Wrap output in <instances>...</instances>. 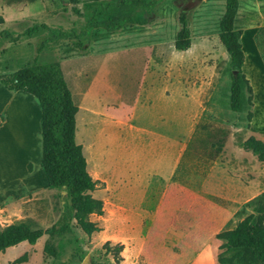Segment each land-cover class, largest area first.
Masks as SVG:
<instances>
[{"label": "rangeland", "instance_id": "rangeland-1", "mask_svg": "<svg viewBox=\"0 0 264 264\" xmlns=\"http://www.w3.org/2000/svg\"><path fill=\"white\" fill-rule=\"evenodd\" d=\"M107 1L0 0V74L31 63L48 36H27L28 27L44 23L79 33L92 10ZM224 5L225 0H159L149 10L129 6L147 23L115 32L91 27L82 47L61 39L38 55L44 64H60L78 108L75 139L96 181L89 193L103 203L101 215H90L99 228L90 235L74 219L70 230H61L69 199L63 188L48 184L40 166L39 106L32 95L0 83V192H6L0 228L17 222L55 228L34 244L8 247L0 264H156L180 253L192 223L188 217L216 214L220 194L237 195L224 227L252 212L250 200L264 192V162L241 143L249 135L264 141V74L254 42L264 25V0H239L234 20L247 56L243 72L256 88L253 106L244 91L239 112L229 107L228 54L219 40ZM181 12L191 31L185 51L174 48ZM248 110L254 116L249 124ZM106 242L122 244L120 261Z\"/></svg>", "mask_w": 264, "mask_h": 264}, {"label": "trees", "instance_id": "trees-1", "mask_svg": "<svg viewBox=\"0 0 264 264\" xmlns=\"http://www.w3.org/2000/svg\"><path fill=\"white\" fill-rule=\"evenodd\" d=\"M158 1L101 2L92 10L90 22L79 33L73 29L68 32L54 29L44 23L28 27L24 31L27 36H34L43 31H47L48 36L38 45L37 54L31 63L16 71L0 74V83L3 87L9 91H24L32 95L39 106L40 166L48 184L63 188L69 199L70 213L66 216L68 221L61 226L62 231L70 230L69 220L72 219L87 235L97 231L99 228L90 220V215H101L103 203L89 193L95 189L96 181L89 175L82 146L75 139V115L78 108L72 99L60 64L58 62L44 64L40 62L38 55L49 43L61 39H70L82 47L81 41L91 27L102 25L106 31L115 32L127 26L146 24L147 20L143 15H138L127 8L135 5L149 10ZM238 7L239 0H225L219 24V40L228 54L229 107L234 112L242 110L245 90L248 93L246 102L248 106H253V89L243 72L242 31L234 27ZM102 15H106L105 20L99 22ZM179 24L180 27L174 36V48L185 51L191 45V31L184 12L179 14ZM4 35L9 36V33L4 32ZM254 42L264 64V25L256 30ZM252 117L253 112L248 110V124ZM242 147L250 151L258 161H264V141L250 135L242 142ZM27 167L29 169L30 164ZM250 201L252 205L250 214L233 227H224L216 234L221 241L217 255L219 264H264V192ZM54 232V227L42 230L32 229L25 222L10 223L0 228V253L23 241L34 244L44 233ZM104 245L107 251H113L114 259L118 262L120 260L118 255L123 246L117 244L110 247L108 242ZM45 249L50 250L48 245Z\"/></svg>", "mask_w": 264, "mask_h": 264}, {"label": "crops", "instance_id": "crops-1", "mask_svg": "<svg viewBox=\"0 0 264 264\" xmlns=\"http://www.w3.org/2000/svg\"><path fill=\"white\" fill-rule=\"evenodd\" d=\"M242 48L244 51L245 48L243 47V44H242ZM256 52L259 55V61H260L259 67L261 69V72L264 74V64L257 49ZM246 64H247V56L244 54L243 69H245ZM248 78L250 79V82L252 84L253 82L249 73H248ZM252 89L255 97L256 88L254 84L252 85ZM247 152L251 153L250 151ZM257 162H264V161L257 160ZM228 179L232 180L233 182H236L235 180L232 179V177H229ZM230 180L229 182H231ZM232 185L233 187L236 188L235 184ZM239 187L241 188V185ZM5 193H3L1 190L0 203ZM219 196L224 204L219 203L216 212H214L216 214H205L200 216V214L196 212L195 214H192L190 217L187 218L188 221L190 222L192 221V223H190V227L189 228L187 227L186 229V234L184 236H186L187 239L184 240L183 243L181 244L180 253H174L172 255H169L168 257H164L161 260H156L155 261L156 264H219L217 255L221 241L216 237V234L222 228H224L225 224L230 219L233 213L232 210L233 208H231V206L237 200V195L235 193L234 196L231 195L223 196L222 194H220ZM200 217L201 220L203 221H200ZM157 235L162 236V234H157ZM194 236L196 239H194ZM156 250L159 252L161 251L160 248H156ZM163 252L165 251L163 250Z\"/></svg>", "mask_w": 264, "mask_h": 264}, {"label": "water", "instance_id": "water-1", "mask_svg": "<svg viewBox=\"0 0 264 264\" xmlns=\"http://www.w3.org/2000/svg\"><path fill=\"white\" fill-rule=\"evenodd\" d=\"M233 72L235 73V72H236V70H233Z\"/></svg>", "mask_w": 264, "mask_h": 264}]
</instances>
